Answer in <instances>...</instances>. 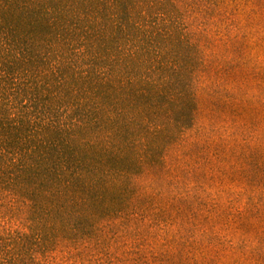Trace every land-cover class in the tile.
I'll return each mask as SVG.
<instances>
[{"label":"trees","instance_id":"obj_1","mask_svg":"<svg viewBox=\"0 0 264 264\" xmlns=\"http://www.w3.org/2000/svg\"><path fill=\"white\" fill-rule=\"evenodd\" d=\"M256 9L264 0H0V264H73L108 231L163 229L187 207L195 244L234 250L221 264H264L249 225L264 205L217 227L182 174L222 139L214 102L232 107L250 62L241 16Z\"/></svg>","mask_w":264,"mask_h":264},{"label":"rangeland","instance_id":"obj_2","mask_svg":"<svg viewBox=\"0 0 264 264\" xmlns=\"http://www.w3.org/2000/svg\"><path fill=\"white\" fill-rule=\"evenodd\" d=\"M244 16L241 19L247 26L245 35L248 36L241 40L248 46L250 62L239 66L241 87L230 86L236 94L232 107L223 106L219 98V102H214L215 112L212 113L216 120L223 122L222 139L211 151L212 161L182 172L189 182V196L203 197L210 205L214 202L218 213L211 218L216 226L228 220L233 230H238L233 220L240 210L246 211L256 200L264 205V9ZM204 82L201 80L198 87L202 88ZM217 104L222 110H218ZM208 114L211 113L203 109L198 125L207 122L211 117ZM193 174L199 179L195 180ZM193 214L187 207L171 223L163 222V229L156 222H147L140 231L134 227L130 237L108 231L103 240L88 245L85 255L73 264H200L198 258L205 252L210 256L224 252L221 261L208 264L228 262L234 253L232 248L219 250L211 246V239L206 235L199 236L195 244L190 237L192 226L183 225ZM239 224L245 225L246 221L242 219ZM249 225L255 227L252 232L264 231V220L257 221L255 226Z\"/></svg>","mask_w":264,"mask_h":264}]
</instances>
